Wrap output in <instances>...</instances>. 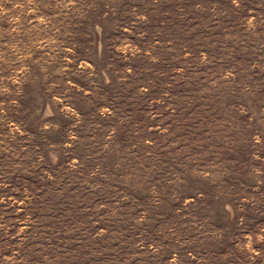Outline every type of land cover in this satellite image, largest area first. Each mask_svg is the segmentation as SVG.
<instances>
[{"label":"rangeland","instance_id":"1","mask_svg":"<svg viewBox=\"0 0 264 264\" xmlns=\"http://www.w3.org/2000/svg\"><path fill=\"white\" fill-rule=\"evenodd\" d=\"M0 264H264V0H0Z\"/></svg>","mask_w":264,"mask_h":264}]
</instances>
